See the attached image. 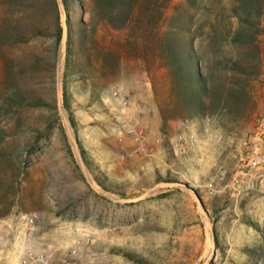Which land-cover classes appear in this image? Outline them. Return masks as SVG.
I'll return each instance as SVG.
<instances>
[{
	"label": "rangeland",
	"instance_id": "1",
	"mask_svg": "<svg viewBox=\"0 0 264 264\" xmlns=\"http://www.w3.org/2000/svg\"><path fill=\"white\" fill-rule=\"evenodd\" d=\"M44 1L0 0V104L16 88L55 104L60 52L51 36L55 17ZM198 2L165 0L155 12L153 0H138L125 27L116 30L99 23L87 29L84 39L74 36L70 58L84 72L67 80L72 133L80 155L79 145L85 152L88 179L96 189L114 199H131L176 180L192 191L160 186L134 204L107 199L89 187L57 106V115L4 107L0 264H136L127 254L151 264H264V192L237 195L214 177L218 166L228 170L234 165L225 155L240 140L256 133L264 137V4L257 40L260 74L232 79L246 85L248 96L237 105L232 101L223 114L197 119L208 132L229 139L230 146L212 163L202 162L198 153L182 156L174 147L178 122L196 119L172 87L165 52L170 41L186 40V31L199 39L208 30L204 14L209 11ZM222 4L231 7L233 0ZM69 20L86 22L87 17L76 10ZM31 25L48 36H33ZM132 129L140 135L138 141ZM193 193L207 212L214 255L210 228ZM41 251L43 262L36 260Z\"/></svg>",
	"mask_w": 264,
	"mask_h": 264
},
{
	"label": "trees",
	"instance_id": "2",
	"mask_svg": "<svg viewBox=\"0 0 264 264\" xmlns=\"http://www.w3.org/2000/svg\"><path fill=\"white\" fill-rule=\"evenodd\" d=\"M137 1L62 0L67 15L68 39L62 75L61 101L73 129H75V122L70 111L67 80L70 75L76 72H84L79 64L70 58L73 37L76 36L79 41L84 39L83 34L87 29L94 28L99 23H105L116 30L125 27L134 12ZM164 1L153 0L152 9L155 12L159 11V2L163 4ZM27 2L38 4L39 0H27ZM211 2V0H199L197 3L199 8L209 11L204 14L208 18L204 25L209 24V28L200 35L199 39L194 38L190 31H186V40L170 41L165 47V52L170 60L172 87L192 119H209L214 115L225 113L232 101L236 105L239 104L243 99L242 96H248V91L246 85L232 79L240 76L241 80H245L260 74L261 68L257 40L261 30L260 18L264 0H233L231 7L223 5L222 0L215 4H211ZM44 4L55 17V27L51 36H53L55 46L58 47L61 35L60 13L55 0H46ZM33 8L36 9V7ZM76 10L87 17L86 22L81 20L70 22L69 13L76 12ZM29 14L33 15L34 13L30 11ZM8 24L12 26L10 21ZM31 26L30 31L33 36H48L45 29ZM79 45L81 46V43ZM218 75L231 80H221ZM4 107L9 110L15 108L43 109L53 111L57 115L56 101L55 104L54 101L50 103L40 97L27 94L19 88L2 98L0 110ZM50 127L51 125L47 129ZM41 138V136L37 137L36 141ZM79 148L81 157L85 165L88 166L85 152L80 145ZM165 182H176V180H166ZM262 232L264 233V231ZM244 251L251 254L250 249ZM126 257L136 264H151L146 259L133 254H127Z\"/></svg>",
	"mask_w": 264,
	"mask_h": 264
},
{
	"label": "built area",
	"instance_id": "3",
	"mask_svg": "<svg viewBox=\"0 0 264 264\" xmlns=\"http://www.w3.org/2000/svg\"><path fill=\"white\" fill-rule=\"evenodd\" d=\"M125 104V103H123ZM193 121L180 120L176 126L175 149L183 156L189 153H195V147L199 144H213L219 151H226L229 139L224 134L217 131L212 134H207L202 137L196 135V131L192 127ZM131 133H135L132 129ZM140 135H134L136 141L139 140ZM263 135L256 133L253 138L243 139L233 148L229 149L225 155L228 160L234 161V165L225 170L222 166L214 169V177L220 183H225V186L233 190L239 195L241 192H251L256 189L264 192V141ZM194 151L190 152V149ZM141 149V148H139ZM196 156V154H195ZM33 219H29L28 225L31 228ZM28 259H32V252H26ZM45 259L44 251L37 254V261L43 262ZM24 263L26 260L23 261Z\"/></svg>",
	"mask_w": 264,
	"mask_h": 264
},
{
	"label": "water",
	"instance_id": "4",
	"mask_svg": "<svg viewBox=\"0 0 264 264\" xmlns=\"http://www.w3.org/2000/svg\"><path fill=\"white\" fill-rule=\"evenodd\" d=\"M56 3H57L59 11L62 14L61 35H60V43H59L60 58H59L58 65H57V70H56V106H57L58 113H59V115L61 116V118L63 120L67 138H68L69 142L72 144V146L74 148V153L77 156V159H78V162H79V167H80L81 172L83 173V175L86 177L89 187L96 194H99V195H101V196H103V197H105L107 199L113 200V201H115L117 203H120V204H134V203H138L140 201H143L144 199L147 198V196L150 195L151 192H153L156 188H158L160 186L170 187V188L171 187H173V188H182V189L184 188L187 191H192L184 183H181V182H178V181H176V182H161V183L155 185V187L153 189H151L149 192H145L142 195H140L139 197L131 198V199H114L113 197L108 195L106 192L98 190L92 185V183L88 179L87 171H86L83 159H82V157H81V155L79 153L77 142H76V140H75V138L73 136L70 122L68 121V118L64 114V108L62 107L59 83H60V78H61L64 66H65V59H66V53H67L68 23H67V15H66L62 0H56ZM192 195L196 198V205H197L198 212L205 218L206 223L208 224V227L210 228V231H211V245H212L211 254L214 255V253H215L214 234H213V232L211 230V225H210V223L208 221L207 212L203 209L202 202H201L200 198L194 193Z\"/></svg>",
	"mask_w": 264,
	"mask_h": 264
},
{
	"label": "crops",
	"instance_id": "5",
	"mask_svg": "<svg viewBox=\"0 0 264 264\" xmlns=\"http://www.w3.org/2000/svg\"><path fill=\"white\" fill-rule=\"evenodd\" d=\"M193 123L194 124L192 125V127L196 131V135L198 137L204 138V136L208 132V130L204 127V124H205L204 121L196 119L193 121ZM210 133L215 134V133H217V131H213ZM202 144H199L198 146L195 147L196 148L195 154L198 153V155L202 159V162H206L208 160L212 163L215 162L217 159V154H218V150L216 149V147L213 144H204V145H202ZM192 151H194V148L190 149V152H192ZM195 154H193V156H195ZM0 236H2V235H0ZM1 238L4 239L3 237H1ZM7 254H11V252L7 250Z\"/></svg>",
	"mask_w": 264,
	"mask_h": 264
}]
</instances>
